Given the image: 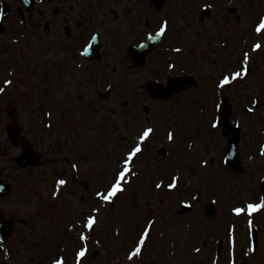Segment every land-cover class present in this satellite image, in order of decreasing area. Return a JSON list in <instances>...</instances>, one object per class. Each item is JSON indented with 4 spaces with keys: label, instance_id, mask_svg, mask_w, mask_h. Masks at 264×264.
Masks as SVG:
<instances>
[{
    "label": "rangeland",
    "instance_id": "374dc122",
    "mask_svg": "<svg viewBox=\"0 0 264 264\" xmlns=\"http://www.w3.org/2000/svg\"><path fill=\"white\" fill-rule=\"evenodd\" d=\"M10 1L14 2V0ZM262 1L253 0L256 7ZM45 3V5L41 3L45 9L44 25L41 22L34 23L31 20L29 26H25L14 16L13 19L7 21L6 32L2 35L0 34V51L1 49L2 51L5 49L3 44L13 43L12 38L15 36L13 32L15 28L14 24L19 25L20 28L16 27L18 31L21 30L17 36V41L28 36L27 42L21 46L23 52L19 47L13 46L11 49H8V46H6V50H9V56L5 60L0 61V83L7 78L13 80L12 86L5 93L0 94V170L5 171L4 175L7 182L13 185L12 195L7 199L0 200V210L4 211L8 214V217L13 218L15 221L14 226L17 233L12 241L10 240V244L14 250L12 260L18 261L20 264H30L36 260H39L38 264H49L50 259L57 252L60 240L54 236L53 239L46 242L45 239L48 236L42 237L39 246L47 253L39 255L35 253L34 245L31 243L25 244L18 237L19 234H23L24 231H33L37 234L48 232L50 234L53 228L55 234L59 236L57 231L61 234V232L67 230L66 226L72 228L73 224H75L76 226L73 229H76L77 225H83V221H71L72 217L82 219L84 214H94L92 213V209L99 207L101 211L98 215V225H96V228L92 232V237L87 247L88 252L82 259V264H138L136 258L133 260L128 259V253L137 239V235H134V233H139L146 224L143 223L141 228L134 230L132 217L137 215L140 217L139 214H145L149 209L151 211L150 216L154 219L155 223L146 243V249L141 259L143 261L142 264H232L230 239L224 234L228 228L230 229V224L234 228L238 224L239 228L237 227V232L239 230L241 232L242 230L244 231L245 226L243 220L237 219L232 215L231 209L233 207H230V202H246L244 196H242L246 194V188L242 187H250L249 184L252 185L254 178L259 176L264 169L255 172L245 166L244 163L248 160L246 156L243 157L244 154L242 155L240 168L237 171L220 167L219 162H217V156L225 148L226 139L222 137L219 130L217 134L220 137L217 136V139L221 147H217V141L215 144H212L213 146H209L211 144L208 143H205L204 146L205 151L211 147L210 150L213 151V154L210 158L207 156L204 158L200 155L201 153L196 150L192 138L197 137V133L201 134L202 132L205 140L212 138L211 130L206 126V120L208 119L207 116L213 119L214 113L216 114V103L213 99H216V101L226 99L228 102H231L235 107L234 112L236 116L248 126V122L252 125L256 122L255 119H258L255 116H248L243 112V108L249 104L250 96L254 95V97L263 100L262 109L257 112V114L262 116L264 112V85H261L264 84V52L259 59H256L254 69L249 73L247 78H238L233 81L231 88L225 87L220 95L217 94L216 98H214V94H205L206 90L210 91V88H205L203 85L213 81L212 84L216 87L222 74L229 73L231 70H228L229 72L222 71V74L214 76L212 71L220 65L219 61H217L212 69H209L206 62H204L203 68L201 66L182 64V62L178 64V72L198 74L199 81H204L197 84L191 90L192 92L188 94L190 104L181 106L184 121L187 118L189 119L192 113H199L203 117L204 125L198 115H196L192 119L193 128L186 132V137L184 135L180 137V142H163L170 154L169 157L167 156L168 158H159L156 154L158 140L162 142L166 138L163 136L165 134L164 124H166L168 119H177L178 115L177 112L169 108L167 113H164V115L155 121L154 126L157 133L151 135V138L144 142L143 153L141 154L143 157H139V159L133 162L132 167H136V170L138 169L142 175L139 177L136 175L139 179H135L137 178L136 176L131 177L132 182L125 184V191L113 200L114 204L112 206L109 203L103 205L95 197V193L98 190L106 191L108 189L113 181L115 171L122 163L124 154L136 142L137 136L142 129L146 127H141L138 124V129H136L134 125L135 118L143 116L144 113L146 116L148 114L149 118L156 117L160 113L159 106L161 103L150 100L148 109L143 111L144 113L141 112L139 114V100L146 99L144 96L140 97L141 94H145L143 91H140V86H143L150 76L148 73L143 72L144 75L136 76L135 79H125L123 90L125 96L121 94V99L118 101L111 100L109 103V107L114 110L118 119V126L113 136L118 138L120 137V133L123 135V140L119 145L109 138L107 133H109L110 128H107L106 123L101 132H97L99 130L96 116L98 107L95 109L97 105L86 110L84 104L80 110L75 111L77 113L75 116L76 121H72L70 125L65 123V106L69 108V105L65 100L68 91L59 90L63 81L58 84L57 79L54 77L45 80L44 89L47 91L44 92V96L46 97H42L41 99V94H39L40 88L34 93L30 91L25 96L18 97L15 88H18L21 82H17V73L20 71L16 72L15 67L12 66L10 72L13 73L10 74L9 72L7 74L6 70L9 68L10 59H12L13 65L18 63L17 67L19 68L21 65L19 59L21 58L24 59V57L34 54V59L35 61L37 60V53L34 52L36 41L43 42L45 47H47L46 50H48L49 45H54L57 40L56 20H58V17L55 16L53 11L54 0H46ZM204 4L208 3L205 2ZM70 15V13L66 12L61 14L60 18L63 21ZM154 15H157L158 19H155ZM253 15H256L254 10ZM143 16L144 19H147V23L137 21L140 17L139 14L137 16L130 14L129 17L133 20V23H127L128 15H126L125 22L122 20L120 23V26L124 25V28L119 31L124 33L125 30L132 28L133 25V30L137 26H139V29L141 26H146L139 31L146 34L155 29L159 24H162L161 13L159 15L158 13H147L143 14ZM147 25L155 26L147 27ZM44 26L46 27L44 28ZM237 29L238 32L236 34L240 33V31H245L246 24L238 25ZM174 33L175 31L171 27V33L166 38V46L174 41L172 40ZM187 37H189V42L192 44L193 42L190 38L193 39V36L186 34L185 38ZM246 44L247 41L239 42L235 40L226 52L221 53V60L226 62L229 59L237 62L236 69L240 70L242 53L245 52ZM208 60L211 59L209 58ZM125 63L127 65L132 64L131 61L128 63L125 61ZM24 65L31 66L28 60L22 63V66ZM144 69L149 72V67ZM139 70L136 69L137 72ZM121 80L123 81V77ZM122 81L119 83L124 84ZM52 84H56L57 88H51ZM130 91L133 93H130ZM61 100H64L62 112L58 105V102L60 103ZM38 103L39 109H42L39 114L38 112H32ZM50 103L53 104V109L44 111L45 105ZM9 104L16 106L17 122L23 128V134L41 154V162L35 169L20 171L13 164V160L19 153V150L14 148L5 131L6 125L10 122L6 113V108ZM168 104L170 105L171 102ZM203 104L205 105L198 109V106ZM204 107H206V115ZM54 110L55 112L59 111L60 116L57 119ZM46 112H50L51 116L46 115ZM43 115L46 116L43 117ZM109 115L106 109L104 113L98 116V120L105 116L107 121ZM136 120L139 123L137 118ZM46 122H52V127L55 126L59 129L61 135L58 138L54 136L53 130L44 132ZM92 122H94V126L91 129ZM60 123L61 125H59ZM192 124L189 123L188 126L191 127ZM243 139L245 144L247 141L245 134H243ZM202 142L205 141L202 140ZM67 143H69V146L64 150L63 154L74 158V160H78L84 167V172H81L80 169L76 184H72L70 176L62 173V171L66 170L67 165L60 160V153L62 152L61 147H65ZM196 145L201 149L198 142H196ZM181 151L184 154L179 156L185 157V159H182L185 163L173 166V164L177 163L179 157L173 158V155L177 152L181 153ZM203 153L205 152L203 151ZM204 159L208 161L207 166H202L201 164ZM201 169H204V171L202 172ZM175 174H179L181 178L183 176L186 179L190 178L185 185L186 188L168 189L167 187H163L157 189L155 187L156 183L160 180L163 181L164 185L171 183L172 175ZM63 178L66 179L67 184L58 187L57 181ZM199 182L203 183L198 184ZM56 192H59V195H53ZM197 193L202 194L206 200L215 199L217 201L216 213L218 209L219 213L216 216L214 215V218L203 217V209L199 207V209L194 210L190 214L177 216L178 202H195L193 197ZM36 195L40 196L39 200ZM37 201L44 203L60 202L56 204L58 207L55 210V217L50 212V206L52 205L45 203L39 211L40 213L42 210L44 219L35 218L32 220L34 213H38V211L33 207L28 208L26 205L29 202ZM104 216L109 218L110 228L107 226V222L102 223ZM260 217L264 219V212ZM21 219H25L27 223L30 221L31 226L25 227L22 225L20 223ZM142 221L143 216H141L136 225L140 226ZM60 223L65 224V227L63 228ZM117 228L120 230L119 235L116 234ZM175 234H178L177 238L174 237ZM37 239L32 238L31 241ZM218 239L224 241L225 247L220 253H217ZM26 245H30L31 248H27ZM76 246H80V244L76 243L71 236H68V242L64 249L66 252H69V256H65V264H70L73 261L76 253L73 252L74 249L70 253V248ZM197 248L200 249L199 252L195 251ZM181 251L183 252L182 256L177 253ZM170 254H174V256ZM12 260L9 262L6 260L5 254L0 255V264H11L13 263ZM254 261L255 264H261V256H256L252 263Z\"/></svg>",
    "mask_w": 264,
    "mask_h": 264
},
{
    "label": "snow or ice",
    "instance_id": "6c2138e0",
    "mask_svg": "<svg viewBox=\"0 0 264 264\" xmlns=\"http://www.w3.org/2000/svg\"><path fill=\"white\" fill-rule=\"evenodd\" d=\"M168 28V21L164 20L162 22V25L159 28V36H164L165 32ZM255 31L257 33L264 32V17H261L258 24L255 27ZM96 37H93V40H95ZM149 39H152V36L149 35ZM90 47V46H89ZM261 44L256 43L253 45L254 50L261 49ZM89 50L88 47L84 49L85 53H87ZM175 51L180 52L181 49L177 48ZM242 67L240 70L236 71H230L228 74H222L221 78L218 80V83L216 85L217 89L220 91H223L226 86L230 85L233 81L237 80L238 78L243 79L249 75V61L251 59L250 54L248 52L242 53ZM170 68H175V64H169ZM6 84L11 85V80H6ZM111 87V86H110ZM5 88L0 87V93H4ZM216 109L219 110L221 105L219 103L216 104ZM249 111H254V109L249 108ZM49 116H51V113H48ZM223 124V121L219 119L218 117H214L210 121V127L212 129H217ZM51 127V124L48 125ZM154 132V127L152 126H146L142 129V131L138 134L136 142L130 147V149L127 151L126 155L122 158L121 165L117 168V170L114 173L113 181L111 182L110 186L106 191H97L95 193V197L98 198L101 201H104L106 203L112 202L115 198H117L119 193H123L125 191V183L130 184L132 182L131 177L136 176L137 173L133 171V162L136 159H139V156L143 153V144L145 141H147L151 134ZM168 140L172 141L174 137V133L172 131L168 132ZM261 155H264V146L261 147ZM203 163L205 166H207L208 161L204 160ZM72 167L79 171V165L73 164ZM180 177L178 175L172 177V182L164 185L163 181L160 180L156 183L155 187L157 189L167 187L168 189H175L178 186ZM67 181L65 179H59L57 181V186H63L66 185ZM0 188H2V185H0ZM53 195H59V192L53 193ZM195 199V197H193ZM184 203H187L189 207H191L190 201H184ZM246 208L249 213L252 212H258L262 209H264V199H261L260 203H248L246 205ZM101 209L99 207H94L92 209V213L94 214H84V221H83V228L86 229V232H81L79 234V239L83 241V246L80 247L79 251L76 253V264H81V260L86 256V253L88 251L87 248V242L89 240L88 233H91L94 231V226L98 225V215L100 213ZM233 212L236 214H241L245 212V207H234ZM154 220H149L146 223V226L142 228V230L137 234V239L134 242L132 248L130 249L128 253V259L133 260L134 258L140 256L142 254V250L144 249L146 242L149 239L150 232L152 230V227L154 225ZM252 221L249 220V224H251ZM75 224H73V228H75ZM119 228L116 229V234L119 235ZM99 243V241H97ZM253 250L255 248L253 247ZM195 251L199 252L200 249L197 248ZM54 264H65V261L63 257L58 258L54 261Z\"/></svg>",
    "mask_w": 264,
    "mask_h": 264
}]
</instances>
